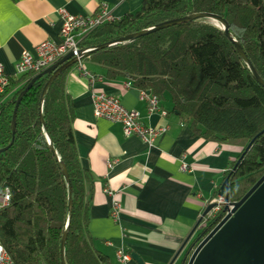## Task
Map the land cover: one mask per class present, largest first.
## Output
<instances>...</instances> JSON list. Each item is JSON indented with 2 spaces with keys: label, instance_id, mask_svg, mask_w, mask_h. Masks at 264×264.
Returning <instances> with one entry per match:
<instances>
[{
  "label": "trees",
  "instance_id": "trees-1",
  "mask_svg": "<svg viewBox=\"0 0 264 264\" xmlns=\"http://www.w3.org/2000/svg\"><path fill=\"white\" fill-rule=\"evenodd\" d=\"M201 12L215 13L228 21L231 34L264 80V0H143L138 11L126 14L117 24H104L92 31L80 42V48L101 47ZM88 58L101 66L108 78H124L160 102L169 100L194 134L243 146L226 178L232 202L239 201L264 175V88L214 22H184L134 41L99 48ZM44 70L10 78L0 95V149L8 147L0 152V191L7 188L11 192L9 205L0 209V243L15 264H63L68 189L40 120L42 108L47 133L72 188L65 263L113 264L109 255L94 247L90 234L94 177L80 161L73 129L75 105L65 89L68 70L52 82L43 104L49 74L38 78L23 96L11 144L17 98ZM225 215L221 210L209 217L202 227L203 236Z\"/></svg>",
  "mask_w": 264,
  "mask_h": 264
},
{
  "label": "crops",
  "instance_id": "crops-1",
  "mask_svg": "<svg viewBox=\"0 0 264 264\" xmlns=\"http://www.w3.org/2000/svg\"><path fill=\"white\" fill-rule=\"evenodd\" d=\"M143 0H2L0 3V66L12 79L24 51H34L44 41L60 40L61 9L94 16L107 6L119 19L138 11ZM96 78L90 83L86 73ZM65 89L75 105L73 124L80 161L94 177L90 234L94 247L109 255L113 264L118 248L136 253L144 264H170L205 209L221 193L232 165L244 147L212 141L194 134L172 109L160 102L150 114L142 91L124 78L111 79L87 57L71 67ZM105 92L123 106L140 113L146 126L167 128L153 145L138 136H126L120 124L94 115L93 94ZM113 166H108V161ZM183 165L188 167L183 169ZM109 188L117 193L123 215L119 223L110 216ZM205 223V220L202 224ZM202 229H197L173 264H186L185 255ZM107 242L112 243L108 245ZM127 264H139L133 258Z\"/></svg>",
  "mask_w": 264,
  "mask_h": 264
},
{
  "label": "water",
  "instance_id": "water-1",
  "mask_svg": "<svg viewBox=\"0 0 264 264\" xmlns=\"http://www.w3.org/2000/svg\"><path fill=\"white\" fill-rule=\"evenodd\" d=\"M193 20H206L212 21L223 29L226 37L235 45L238 53L244 60L245 64L251 71L253 77L259 85L264 88V80L256 71L255 67L247 57L245 51L243 50L240 43L233 37L230 32V25L228 21L221 15L209 12H201L190 15L186 18L175 19L140 32L132 33L116 39L110 43H107L101 47H92L80 49L75 53L74 51L69 52L60 61L54 65L48 67L37 76H35L32 81L26 86V88L20 93L17 98L16 106L14 109L12 117V132L13 138L11 144L14 142L17 126V110L21 103L23 96L30 90L35 81L45 74L51 75L48 79L41 97V102L43 104L45 94L52 84V82L63 72L73 67L75 64L79 63L91 53L99 48L109 47L116 44H122L129 41H134L140 37L146 36L148 34L154 33L156 31L178 25L184 22H190ZM221 24V25H220ZM40 120L43 125L44 132L48 138L49 145L53 152L56 154L63 173L67 182L68 189V200H69V216L67 224L62 236L61 243V256L62 262L65 263V248L66 241L70 229V220L72 217L73 209V198H72V188L69 175L66 167L61 161L55 151L53 142L51 141L48 133L45 118L43 115V110L41 108ZM10 144V145H11ZM8 147L0 149L3 152ZM221 193H225L228 198V202L222 204V211L226 214L220 222L215 225V227L205 236H203V231L195 238L189 251L185 255L186 264H264V175L251 187V189L236 202L230 201L229 197V181L226 179L221 187ZM217 206L216 203H211L203 212L199 218L196 225L193 227L189 236L183 243L180 250L177 252L173 261V264L177 257L182 252L183 248L186 246L188 241L194 235L197 229H202L205 227L206 220L211 217V212ZM205 220V223L202 222ZM132 258L139 264H144L141 257L133 253Z\"/></svg>",
  "mask_w": 264,
  "mask_h": 264
},
{
  "label": "built area",
  "instance_id": "built-area-1",
  "mask_svg": "<svg viewBox=\"0 0 264 264\" xmlns=\"http://www.w3.org/2000/svg\"><path fill=\"white\" fill-rule=\"evenodd\" d=\"M62 18V28L60 31V40L57 43L44 41L35 47L34 51H24L16 65V75H24L32 71L47 69L60 61L69 52L77 53L80 48V42L86 38L92 31L104 24H117L120 19L116 17L110 9L103 5L99 12L94 16L72 14L65 9L59 11ZM91 84L96 80L94 75L86 73ZM10 76L6 74L4 68L0 66V95L5 93L10 84ZM142 96L148 102V111L155 114L160 111V100L157 96L142 92ZM94 115L99 120H104L111 124H120L126 136H138L150 146L153 145L157 137L165 134L167 128H155L146 126L141 119V115L136 110H129L121 101L108 93L100 92L93 94ZM113 161H108V166H113ZM183 169L188 167L183 165ZM105 193L111 198L110 216L114 222L119 223L122 219L123 209L117 193L107 188ZM11 201V192L9 189L0 191V209L9 205ZM231 201V200H230ZM228 202L225 193H220L213 200L217 206L211 212V216L220 212L224 203ZM108 245L112 243L107 242ZM117 261L120 264H127L132 258L125 251L124 247L118 248L116 252ZM0 264H15L4 246L0 243Z\"/></svg>",
  "mask_w": 264,
  "mask_h": 264
},
{
  "label": "snow or ice",
  "instance_id": "snow-or-ice-1",
  "mask_svg": "<svg viewBox=\"0 0 264 264\" xmlns=\"http://www.w3.org/2000/svg\"><path fill=\"white\" fill-rule=\"evenodd\" d=\"M0 3H2V0H0ZM2 19H3L2 14H0V20Z\"/></svg>",
  "mask_w": 264,
  "mask_h": 264
},
{
  "label": "bare ground",
  "instance_id": "bare-ground-1",
  "mask_svg": "<svg viewBox=\"0 0 264 264\" xmlns=\"http://www.w3.org/2000/svg\"><path fill=\"white\" fill-rule=\"evenodd\" d=\"M221 25V24H220Z\"/></svg>",
  "mask_w": 264,
  "mask_h": 264
}]
</instances>
